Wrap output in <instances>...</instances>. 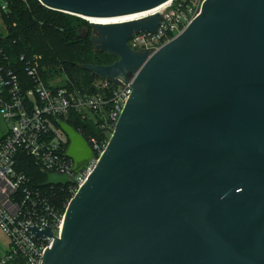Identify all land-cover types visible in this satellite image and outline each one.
<instances>
[{"label": "water", "instance_id": "1", "mask_svg": "<svg viewBox=\"0 0 264 264\" xmlns=\"http://www.w3.org/2000/svg\"><path fill=\"white\" fill-rule=\"evenodd\" d=\"M83 17H123L170 0H38ZM160 15L91 23L113 63H84L129 98L101 157L74 193L41 264H264V0H204L185 29L155 52L132 50ZM87 33L83 29L79 38ZM72 173L92 158L57 119ZM43 185L69 175L45 172ZM56 223V218H55Z\"/></svg>", "mask_w": 264, "mask_h": 264}, {"label": "built area", "instance_id": "2", "mask_svg": "<svg viewBox=\"0 0 264 264\" xmlns=\"http://www.w3.org/2000/svg\"><path fill=\"white\" fill-rule=\"evenodd\" d=\"M203 1L170 0L157 9L135 13L129 20L155 13H159L160 19L155 33H133L127 41L129 47L135 51L155 52L185 29L199 14ZM8 6L7 0H0V17L8 11ZM5 34L0 29V115L8 123V132L0 136V232L5 236L0 264H41L43 250L52 245V238L36 236L20 223L40 229L44 228L41 225L44 223L59 236L71 198L59 211L51 195L61 184H48L44 190L32 187L26 174L15 169L16 153L22 150L45 171L69 175V180L61 186H68L73 197L101 157L129 98L132 90L129 84L135 74L128 76V82L119 80L117 84L99 77L93 83V91L84 92L72 84L46 85L38 69L41 57L21 55L25 73L31 80L28 85L5 53L2 44ZM71 113L92 121L103 132L101 139L93 135L84 138L93 156L77 173H72L73 160L66 155L69 141L57 123V119L65 121Z\"/></svg>", "mask_w": 264, "mask_h": 264}, {"label": "trees", "instance_id": "3", "mask_svg": "<svg viewBox=\"0 0 264 264\" xmlns=\"http://www.w3.org/2000/svg\"><path fill=\"white\" fill-rule=\"evenodd\" d=\"M8 11L3 13L7 33L2 39L5 53L21 80L30 84L24 66L25 58L40 56L39 74L48 86L49 81L64 75L61 84L74 85L84 92L93 91V83L99 77L81 68L84 63L108 65L117 57L95 49L91 41L92 26L80 17L46 8L38 0H7ZM83 29L87 30L84 38H79ZM65 122L79 132L83 138L93 135L99 139L103 132L90 120H82L75 113L64 118ZM15 169L22 171L34 188L44 190L45 170L36 165L34 159L22 150L16 153ZM71 198L68 186H57L51 195L53 205L62 211L64 204Z\"/></svg>", "mask_w": 264, "mask_h": 264}, {"label": "rangeland", "instance_id": "4", "mask_svg": "<svg viewBox=\"0 0 264 264\" xmlns=\"http://www.w3.org/2000/svg\"><path fill=\"white\" fill-rule=\"evenodd\" d=\"M83 20H85L87 23H90L89 22V19L83 17L81 18ZM0 29L3 31V33H7V27H6V23L3 19V16L1 15L0 17ZM91 36H94L95 33L93 32V34H90ZM95 47V45H94ZM96 49V48H95ZM65 78L64 75L62 76H57L56 78L52 79L49 81V84L53 85V86H56L58 84H61V81L62 79ZM8 123L2 118V116L0 115V136H3L4 134H6L8 132ZM5 240V236L3 235V233H0V252H1V249L3 247V241Z\"/></svg>", "mask_w": 264, "mask_h": 264}, {"label": "bare ground", "instance_id": "5", "mask_svg": "<svg viewBox=\"0 0 264 264\" xmlns=\"http://www.w3.org/2000/svg\"><path fill=\"white\" fill-rule=\"evenodd\" d=\"M159 6H161V5H159ZM158 7L156 6L154 9H157ZM134 16H136V15L132 14V15H126V16H123V17H112L111 19L102 18V17H97V18L85 17V18L89 19V21L91 23H98V22H108V21L112 22V20H117V21L121 20L122 21V20H127V19H130V18H133Z\"/></svg>", "mask_w": 264, "mask_h": 264}, {"label": "crops", "instance_id": "6", "mask_svg": "<svg viewBox=\"0 0 264 264\" xmlns=\"http://www.w3.org/2000/svg\"><path fill=\"white\" fill-rule=\"evenodd\" d=\"M1 233V232H0ZM4 242V241H3Z\"/></svg>", "mask_w": 264, "mask_h": 264}]
</instances>
